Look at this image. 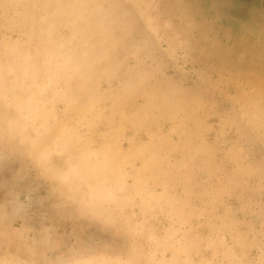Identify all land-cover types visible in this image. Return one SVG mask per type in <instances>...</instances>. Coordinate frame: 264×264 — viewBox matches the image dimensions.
<instances>
[{"label": "rangeland", "instance_id": "374dc122", "mask_svg": "<svg viewBox=\"0 0 264 264\" xmlns=\"http://www.w3.org/2000/svg\"><path fill=\"white\" fill-rule=\"evenodd\" d=\"M204 15L0 0V264H264V44Z\"/></svg>", "mask_w": 264, "mask_h": 264}, {"label": "flooded vegetation", "instance_id": "af4514ba", "mask_svg": "<svg viewBox=\"0 0 264 264\" xmlns=\"http://www.w3.org/2000/svg\"><path fill=\"white\" fill-rule=\"evenodd\" d=\"M188 1L201 4L204 17L219 20L234 37L264 44V0Z\"/></svg>", "mask_w": 264, "mask_h": 264}]
</instances>
